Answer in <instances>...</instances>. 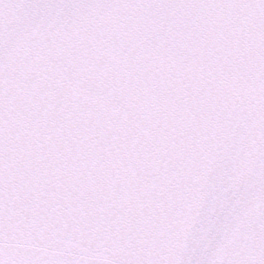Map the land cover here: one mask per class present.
Segmentation results:
<instances>
[{
	"label": "snow or ice",
	"instance_id": "6c2138e0",
	"mask_svg": "<svg viewBox=\"0 0 264 264\" xmlns=\"http://www.w3.org/2000/svg\"><path fill=\"white\" fill-rule=\"evenodd\" d=\"M0 264H264V0H0Z\"/></svg>",
	"mask_w": 264,
	"mask_h": 264
}]
</instances>
